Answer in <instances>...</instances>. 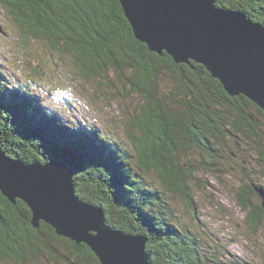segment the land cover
<instances>
[{"label": "trees", "instance_id": "obj_1", "mask_svg": "<svg viewBox=\"0 0 264 264\" xmlns=\"http://www.w3.org/2000/svg\"><path fill=\"white\" fill-rule=\"evenodd\" d=\"M215 2L264 27V0ZM0 8L20 33L21 59L32 46L44 57L26 62L27 74L11 55L0 63V150L28 165L57 161L73 170L76 194L101 207L113 230L147 238L148 264H249L232 259L227 248L210 253L211 245L169 201L179 196L195 211L201 171L239 176L238 203L258 229L264 220L257 190H264V110L243 95H229L204 66L152 52L136 37L119 0H0ZM67 59L70 77L81 86L98 81L123 101L140 97L130 121L122 122L127 144L81 114L66 120L42 104L47 98L71 112L73 102L51 80L58 60ZM45 86L50 90L35 95ZM31 220L24 201L13 204L0 192V264H100L87 245ZM60 245L69 255L60 254Z\"/></svg>", "mask_w": 264, "mask_h": 264}, {"label": "water", "instance_id": "obj_2", "mask_svg": "<svg viewBox=\"0 0 264 264\" xmlns=\"http://www.w3.org/2000/svg\"><path fill=\"white\" fill-rule=\"evenodd\" d=\"M119 1L136 37L152 52L204 66L229 95H243L264 110L262 25L215 0ZM74 175L60 162L28 165L0 150V192L13 204L24 201L35 227L44 221L56 234L87 245L100 264H148L147 239L107 227L103 209L76 194ZM257 190L264 198V190Z\"/></svg>", "mask_w": 264, "mask_h": 264}, {"label": "rangeland", "instance_id": "obj_3", "mask_svg": "<svg viewBox=\"0 0 264 264\" xmlns=\"http://www.w3.org/2000/svg\"><path fill=\"white\" fill-rule=\"evenodd\" d=\"M0 25L3 28V32H0L1 64H7L5 55H11L19 66V72L27 74L31 71V68L26 62L30 61L32 64L43 62L44 57L37 46H32L28 49L27 56H25L26 60L25 58L21 59L17 52V44L20 43V33L9 22L8 17L2 12L1 8ZM21 61L22 65H19ZM58 61L60 67H53L57 72L52 75L51 80L56 78L59 83L57 84L58 90H62L68 98L76 103L71 106V112L64 110L59 104L52 106L47 98L42 97V104L58 110L59 116L66 120H70L71 116L78 118L81 114L96 125L97 129L102 130V128H105L127 144L126 137L121 133L123 132L122 122L130 121L131 116L129 113L133 112L134 108L141 102L140 97L137 94H133V96L125 98L123 101L119 97L114 96L107 89V85L100 86L98 81L83 83V87L70 77L71 65H69V60L67 59L66 63L61 60ZM162 84L166 88V83L163 82ZM117 87L122 90L121 86ZM44 88L50 90L47 86ZM35 93V95H38L39 92L36 90ZM98 93L100 94L99 98L96 97ZM78 123L82 124L84 128L88 127L82 121H78ZM103 133L106 134L105 131ZM121 146L125 148L123 145ZM147 177L151 178L150 176ZM200 177L206 178L207 181L203 179V182L200 183L202 180ZM236 177L239 176L232 177L229 173L216 174L203 170L198 176L201 186L198 184L194 185V197L197 207L199 206L198 209L195 211L189 209L190 211H188L185 202H182L179 196L172 197V200L168 198L171 200L169 203L173 204L172 207L178 212L184 224L194 229L201 242L205 245H211L210 253L219 254L217 248H220L221 251L227 248L232 255V259L246 260L249 264H262L264 262V220L256 230L248 223V212L243 211L238 203V191L236 190L240 185V181ZM151 180L158 182L154 178H151ZM255 202H259V200L255 199ZM105 224L110 227L107 223ZM146 243H148L147 240ZM59 252L61 255H69L68 248L65 245H60ZM221 258L224 261H228L225 260V257ZM49 263L67 264L64 261L59 263L51 261Z\"/></svg>", "mask_w": 264, "mask_h": 264}]
</instances>
